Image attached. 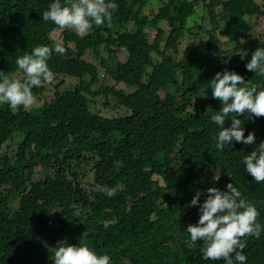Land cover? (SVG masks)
I'll list each match as a JSON object with an SVG mask.
<instances>
[{
  "label": "trees",
  "instance_id": "16d2710c",
  "mask_svg": "<svg viewBox=\"0 0 264 264\" xmlns=\"http://www.w3.org/2000/svg\"><path fill=\"white\" fill-rule=\"evenodd\" d=\"M154 1L157 9L146 14L148 0H113L111 23L80 36L41 18L53 0H0V72L14 79L17 58L52 47L50 35L58 32L66 53L54 52L49 69L76 78L38 106L13 113L0 103V264H54L62 240L107 254L110 264H225L203 260V242H192L186 228L198 222L207 189L226 191L228 183L256 206L264 225V182L243 164L264 141V117H237L245 137L255 134L254 144L233 141L218 150L220 129L211 117L221 104L210 88L227 70L264 89V76L245 67L264 48V0ZM200 1L208 29L193 27L207 34L204 41L188 25ZM245 18L260 25L256 37ZM216 33L233 39L230 56ZM122 49L124 61L115 55ZM86 51L97 64L83 59ZM99 68L128 91L100 84ZM41 91L43 83L33 87L36 99ZM100 94L104 104L116 102L109 106L115 116L89 110ZM82 159L93 170L91 182H82ZM96 185L117 191L109 198L90 190ZM197 192L198 205L189 206ZM245 242V264H264V232Z\"/></svg>",
  "mask_w": 264,
  "mask_h": 264
},
{
  "label": "clouds",
  "instance_id": "9594fccd",
  "mask_svg": "<svg viewBox=\"0 0 264 264\" xmlns=\"http://www.w3.org/2000/svg\"><path fill=\"white\" fill-rule=\"evenodd\" d=\"M118 5L113 0H53L41 18L51 21L61 31L70 29L78 35H86L93 27L111 23L113 13ZM64 55L66 48L61 42L52 47L37 46L31 54H25L16 60L18 68L24 75L23 80L11 79L0 72V103L10 105L13 113L19 107L29 108L36 103L32 93L33 87H40L44 82H51L54 74L47 61L53 53ZM246 70L264 76V48H257L246 63ZM213 99L220 101L221 107L212 115L211 120L219 127L214 137L218 150L236 143L254 144L255 134L249 132L245 137L244 128L239 116L247 114V118L264 117V89L258 90L256 85L248 87L244 78L233 71L217 72L210 81ZM231 117L230 119H227ZM231 121L229 127L225 122ZM245 170L257 182H264V141L255 150L244 156ZM216 178V180H218ZM226 191L216 187L207 189V197L199 204V220L195 225L186 228L192 242L202 241L203 260L219 261L225 264H245L247 257L243 254L246 238H260L264 225L257 222L259 212L256 206L242 197L241 192L232 183L226 185ZM106 194L109 198L116 193L115 188L107 185H96L90 189ZM197 192L189 206L199 203ZM54 264H110V257L97 255L87 245H71L59 241L51 256Z\"/></svg>",
  "mask_w": 264,
  "mask_h": 264
},
{
  "label": "rangeland",
  "instance_id": "374dc122",
  "mask_svg": "<svg viewBox=\"0 0 264 264\" xmlns=\"http://www.w3.org/2000/svg\"><path fill=\"white\" fill-rule=\"evenodd\" d=\"M162 1H164V0H162ZM256 2L260 3L261 0H256ZM156 9H157V5L155 4V1L154 0H148L146 6H144L142 8V12L147 14L150 11H153ZM195 11H196V13H195L194 17L188 21V25L191 27V31L197 32L196 33L198 35L197 38L199 36H202L203 41H204L205 36H207V34L203 30H199V29L196 30L193 27L194 25L200 24L203 26V28L208 29V24L206 23V15H205V11H204V8L202 6L201 1L195 7ZM246 21H248L250 24L255 26V30L253 32H250V34L253 37H256L255 35H258V33L261 30L260 25L257 22H254L253 19H246ZM130 28H131V25H128L127 29L129 30ZM216 34H217V37L220 39V46H221V50L223 52V55L230 56V53L227 51V49H232V47L234 46L233 39L227 40L226 37H222V35H220L218 33H216ZM50 39L52 42L57 43L60 41V35L58 34V32H56L55 34L50 35ZM184 43H186V40H184L182 42L181 48L183 47ZM115 55L117 56V58L120 61H124L126 59V56H127V51L125 49L118 50L115 53ZM83 59L86 61H90L92 63H95V64L98 63V59L95 58L91 54L90 51L85 52ZM22 76H23V73L21 71H16L13 73L14 79H21ZM98 78H99L100 84H102V85H111L114 83V81L110 78V76L107 74V72H105L102 68L98 69ZM74 83H76V78L68 77L65 75L54 76L53 80L51 82H44L43 83V91H41L39 93V97L36 99V103L33 106H38V105L42 104L43 101H47V100L53 98L54 97V94H53L54 91L64 90L67 87H71ZM113 85H115L117 88H121L125 91H128V89L121 83L113 84ZM109 101H110V105L104 104L103 95L100 94V95H98V98L96 99L95 103H93L92 100L89 101V104H88L89 110L93 113H97L96 109H98L100 111L101 115H104L106 117L115 116L109 106L117 107L116 102L111 98L109 99ZM93 107H95V108H93ZM12 110H16V109L12 108ZM119 114H120L119 112H116V115H119ZM20 139H21V136L17 134L16 136H14V139L9 142L10 144L7 147V153L8 154L14 153L17 142ZM0 153H1V149H0ZM81 175L83 176V178H82L83 183L91 182L93 180V170L89 167V164L86 165L85 159H82Z\"/></svg>",
  "mask_w": 264,
  "mask_h": 264
}]
</instances>
